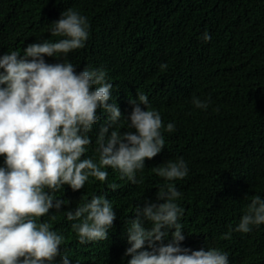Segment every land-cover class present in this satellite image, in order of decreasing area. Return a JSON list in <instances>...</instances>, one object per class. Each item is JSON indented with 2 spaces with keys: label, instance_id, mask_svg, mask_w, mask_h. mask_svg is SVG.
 I'll list each match as a JSON object with an SVG mask.
<instances>
[{
  "label": "trees",
  "instance_id": "obj_1",
  "mask_svg": "<svg viewBox=\"0 0 264 264\" xmlns=\"http://www.w3.org/2000/svg\"><path fill=\"white\" fill-rule=\"evenodd\" d=\"M69 8L90 23L86 46L66 58L77 72L106 70L122 115L131 112L128 99L143 92L164 124L177 127L165 133L163 151L145 161L137 176L142 183L108 169L107 183L90 179L80 191L65 186L55 194L68 201L61 211L106 195L117 216L108 240L85 245L62 212L55 220L40 218L65 236L62 253L72 264H126L127 222L135 206L155 201L166 183L153 167L183 157L189 175L175 181L185 209L181 246L218 248L230 264H264V225L247 234L232 231L251 198L264 197V0H0V55L55 42L49 24ZM205 31L212 35L207 43L201 40ZM46 60L63 62L60 56ZM194 96L211 97L209 108L196 109ZM120 131H128L126 125ZM112 183L119 185L115 191L107 186Z\"/></svg>",
  "mask_w": 264,
  "mask_h": 264
},
{
  "label": "clouds",
  "instance_id": "obj_2",
  "mask_svg": "<svg viewBox=\"0 0 264 264\" xmlns=\"http://www.w3.org/2000/svg\"><path fill=\"white\" fill-rule=\"evenodd\" d=\"M49 25L50 35L59 38L55 42H34L22 52L0 55V264H72L61 251L65 236L40 220H55L56 213L72 222L81 245L108 240L117 216L106 195H93L61 211L68 201L55 194L65 186L80 191L90 179L107 183L108 169L132 184L142 183L137 176L145 161L163 151L165 133L177 127L164 124L143 92L128 99L131 112L122 115L107 71L88 66L77 72L66 59L86 46V15L69 8ZM201 40L210 42L212 35L205 31ZM54 56L63 62L48 63L46 58ZM191 103L207 110L211 97L194 96ZM101 113L106 115L103 123ZM125 125L128 131L121 132ZM95 137L94 155L89 156ZM152 170L166 183L155 201L137 204L135 218L127 222L126 264H230L228 253L218 248L193 251L181 246L185 209L175 181L189 175L188 162L179 157ZM107 186L113 191L119 187ZM261 225L264 197L256 195L232 231L247 234ZM224 238L231 239V233Z\"/></svg>",
  "mask_w": 264,
  "mask_h": 264
}]
</instances>
